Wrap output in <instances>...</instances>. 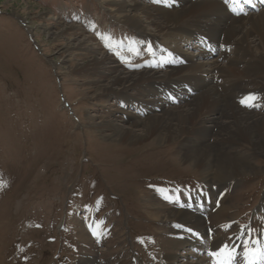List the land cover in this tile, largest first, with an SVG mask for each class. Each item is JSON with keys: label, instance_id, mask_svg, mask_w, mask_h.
Masks as SVG:
<instances>
[{"label": "rangeland", "instance_id": "obj_1", "mask_svg": "<svg viewBox=\"0 0 264 264\" xmlns=\"http://www.w3.org/2000/svg\"><path fill=\"white\" fill-rule=\"evenodd\" d=\"M110 7L108 0H0V264H81L90 255L100 264H165V241L175 240L177 228L154 219L147 200L182 209L191 193L207 190L198 167L182 160L180 138L132 145L91 127L124 116L108 111L120 105L116 97H94L93 76L79 69L90 58L75 47L83 35L133 72L152 64L157 42L168 52L180 48L185 65L207 58L191 39L173 46L135 31ZM148 22L143 26L153 28ZM73 24L77 29L60 31ZM208 57L217 60L219 74L233 51L221 46ZM263 99L261 91L244 107L264 111ZM253 163L261 172L224 185L214 197V207L224 209L202 216L228 247L239 246L243 231L242 249L264 237V155Z\"/></svg>", "mask_w": 264, "mask_h": 264}, {"label": "bare ground", "instance_id": "obj_2", "mask_svg": "<svg viewBox=\"0 0 264 264\" xmlns=\"http://www.w3.org/2000/svg\"><path fill=\"white\" fill-rule=\"evenodd\" d=\"M108 2L114 17L135 31L165 37L173 46L180 41L186 45L191 39L199 44V55L207 57L185 65L180 48L168 52L157 42L153 45L152 64L133 72L115 64L88 35L77 39L75 46L89 54L79 69L93 76L90 81L96 84L94 97H116L120 105L108 111H121L124 116V120L91 122V127L109 131L103 132L106 138L132 145L147 139L164 144L180 138L182 160L198 167L199 177L207 186L205 192L187 195L182 209L147 200L154 219L174 221L177 228L175 240L165 241V264H180L177 259L181 256L186 260L183 264H220L229 259V253L237 263L242 261L240 264H264V258L242 249L245 231L237 237L239 246L228 247L208 231L202 217L206 211L220 213L224 209L214 207V197L224 185L234 187L238 177L261 172L253 158L264 155V111L247 109L244 103H251L254 100L249 97L256 98L264 91V10L256 15L238 14L224 0H161L156 6L139 1ZM145 18L153 28L143 26ZM74 29L77 26L73 24L60 31ZM221 46L230 47L233 57H226L224 70L218 74L217 60L208 56ZM225 55L223 52L219 57ZM184 95L188 97L185 102L171 105L172 100ZM131 108L141 109L142 114L136 115ZM240 145L241 150L232 151ZM202 247L211 253V259L201 254ZM244 248L264 249V237H256ZM240 253L242 259L237 258ZM81 264L100 263L90 255Z\"/></svg>", "mask_w": 264, "mask_h": 264}, {"label": "snow or ice", "instance_id": "obj_3", "mask_svg": "<svg viewBox=\"0 0 264 264\" xmlns=\"http://www.w3.org/2000/svg\"><path fill=\"white\" fill-rule=\"evenodd\" d=\"M154 2L159 3L161 0H154ZM245 3L249 2V0H244ZM248 99L255 100V97H249ZM221 252H224V249L222 248L220 250ZM246 251H249L250 254L254 257H260L264 258V249H255V250H249L246 248ZM231 259V254L229 253V260Z\"/></svg>", "mask_w": 264, "mask_h": 264}]
</instances>
